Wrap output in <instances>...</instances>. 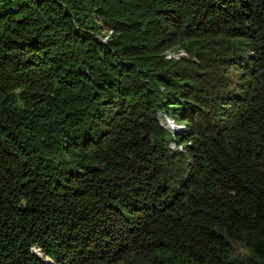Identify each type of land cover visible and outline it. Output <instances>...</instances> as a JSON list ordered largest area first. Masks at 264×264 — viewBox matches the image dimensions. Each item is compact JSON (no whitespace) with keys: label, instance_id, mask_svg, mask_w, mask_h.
Masks as SVG:
<instances>
[{"label":"trees","instance_id":"16d2710c","mask_svg":"<svg viewBox=\"0 0 264 264\" xmlns=\"http://www.w3.org/2000/svg\"><path fill=\"white\" fill-rule=\"evenodd\" d=\"M0 264H264V0H0Z\"/></svg>","mask_w":264,"mask_h":264},{"label":"rangeland","instance_id":"374dc122","mask_svg":"<svg viewBox=\"0 0 264 264\" xmlns=\"http://www.w3.org/2000/svg\"><path fill=\"white\" fill-rule=\"evenodd\" d=\"M158 119H159V123H160V125H161L164 129H166L167 131H169V132L171 133V137H174V136H176L177 134H179L181 131H183V127H182L181 125L175 123L174 121H172L170 118H168V117H167L166 115H164V114H159V115H158ZM168 125H169V126H170V125H171V126H174L177 130L174 131V129H171ZM172 149H173L174 151H177V150H178L176 144L172 146ZM179 149H181V147H180Z\"/></svg>","mask_w":264,"mask_h":264},{"label":"clouds","instance_id":"9594fccd","mask_svg":"<svg viewBox=\"0 0 264 264\" xmlns=\"http://www.w3.org/2000/svg\"><path fill=\"white\" fill-rule=\"evenodd\" d=\"M165 115V114H164Z\"/></svg>","mask_w":264,"mask_h":264}]
</instances>
